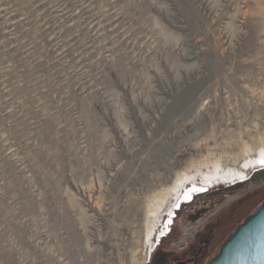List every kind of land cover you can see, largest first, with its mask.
Segmentation results:
<instances>
[{"label": "rangeland", "instance_id": "rangeland-1", "mask_svg": "<svg viewBox=\"0 0 264 264\" xmlns=\"http://www.w3.org/2000/svg\"><path fill=\"white\" fill-rule=\"evenodd\" d=\"M263 157L264 0H0V264H155L192 184L207 264Z\"/></svg>", "mask_w": 264, "mask_h": 264}, {"label": "water", "instance_id": "water-1", "mask_svg": "<svg viewBox=\"0 0 264 264\" xmlns=\"http://www.w3.org/2000/svg\"><path fill=\"white\" fill-rule=\"evenodd\" d=\"M262 178L264 168H259L246 181L225 188L249 181L260 182ZM209 264H264V202L229 235Z\"/></svg>", "mask_w": 264, "mask_h": 264}, {"label": "flooded vegetation", "instance_id": "flooded-vegetation-1", "mask_svg": "<svg viewBox=\"0 0 264 264\" xmlns=\"http://www.w3.org/2000/svg\"><path fill=\"white\" fill-rule=\"evenodd\" d=\"M244 177L240 179H236L233 182L241 180ZM192 185L193 187L190 186L189 188L185 189L183 195L175 205L174 210L172 211V213H170L168 221L164 223L163 229L160 231V237H164V236L165 237L160 240L159 247L164 248L168 246L169 248L162 254V256L158 260H156L155 264H205V260L208 257L209 250L212 247L210 241L206 240L205 238L198 240L192 239V240L176 241L174 236L172 235L166 236L169 233V230L171 229V226L173 224L176 210L180 206H182V204L190 202L197 194L205 192V190L208 188L201 186H200L201 188H197L196 184H192ZM228 185L229 184H227V186ZM201 216L202 214L200 213L195 216V219L197 220ZM220 246H219V250H220ZM218 252L216 254H218ZM212 257H210V259ZM209 261L207 264H209Z\"/></svg>", "mask_w": 264, "mask_h": 264}, {"label": "bare ground", "instance_id": "bare-ground-1", "mask_svg": "<svg viewBox=\"0 0 264 264\" xmlns=\"http://www.w3.org/2000/svg\"><path fill=\"white\" fill-rule=\"evenodd\" d=\"M264 158V157H263ZM262 162H263V165H264V159H262ZM262 165V167H259V168H264V166ZM259 168H257V169H259ZM256 169V170H257ZM242 178V177H241ZM246 178H248V177H244L243 179H241V180H238V181H235V182H232V183H230L229 185H232V184H237V183H240V181H244ZM192 187H193V185H192ZM197 188H201L200 186H196Z\"/></svg>", "mask_w": 264, "mask_h": 264}, {"label": "trees", "instance_id": "trees-1", "mask_svg": "<svg viewBox=\"0 0 264 264\" xmlns=\"http://www.w3.org/2000/svg\"><path fill=\"white\" fill-rule=\"evenodd\" d=\"M263 202H264V200H263L259 205H261ZM259 205H257V206L255 207V209H256ZM255 209H254L249 215H251V214L255 211ZM249 215H248V216H249ZM248 216H247V217H248ZM247 217H246V218H247ZM246 218H245V219H246ZM245 219H244L242 222H239V223L236 225V227L230 232V234H231V233H232V232L238 227L239 224L243 223V222L245 221ZM230 234H229V235H230ZM229 235H228V237H229ZM228 237H227V238H228ZM227 238H226V239H227ZM226 239H225V240H226ZM225 240H224V241H225Z\"/></svg>", "mask_w": 264, "mask_h": 264}]
</instances>
